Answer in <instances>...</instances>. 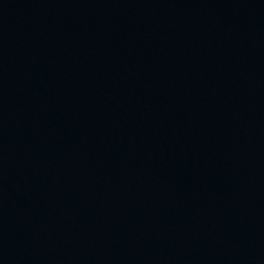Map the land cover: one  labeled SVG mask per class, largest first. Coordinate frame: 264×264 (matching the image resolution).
Returning a JSON list of instances; mask_svg holds the SVG:
<instances>
[{
	"label": "water",
	"instance_id": "water-1",
	"mask_svg": "<svg viewBox=\"0 0 264 264\" xmlns=\"http://www.w3.org/2000/svg\"><path fill=\"white\" fill-rule=\"evenodd\" d=\"M0 264H264V0H0Z\"/></svg>",
	"mask_w": 264,
	"mask_h": 264
}]
</instances>
